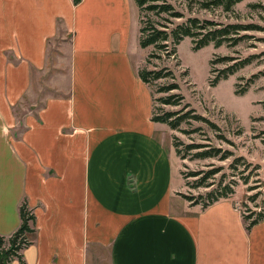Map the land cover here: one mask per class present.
<instances>
[{
  "label": "crops",
  "instance_id": "crops-1",
  "mask_svg": "<svg viewBox=\"0 0 264 264\" xmlns=\"http://www.w3.org/2000/svg\"><path fill=\"white\" fill-rule=\"evenodd\" d=\"M139 27L134 0H0V235L26 201V264H264V219L172 186Z\"/></svg>",
  "mask_w": 264,
  "mask_h": 264
},
{
  "label": "rangeland",
  "instance_id": "rangeland-1",
  "mask_svg": "<svg viewBox=\"0 0 264 264\" xmlns=\"http://www.w3.org/2000/svg\"><path fill=\"white\" fill-rule=\"evenodd\" d=\"M169 1L183 12L184 18L171 19L163 14L166 21L152 15L168 26L171 21L178 23L189 16L210 20L217 27L229 23L256 26L232 34L236 37L233 44L219 47L209 44L197 51L192 50L191 38L184 37L176 46V54L168 57L148 47L140 52L142 63L138 70L166 67L174 74V79H151L147 84L154 114L171 111L182 115L194 109L202 116L196 119L189 113L175 130L166 124V143L174 147V142L179 141L180 155L184 156L176 154L179 174L173 177L172 186L178 187L181 177L180 194L193 197L202 206L210 190L228 185L233 190L229 197L242 214L259 212L264 209V0H242L229 12L221 7L200 8L188 0ZM258 3L262 6H250ZM141 16L146 20L145 13ZM223 56H231L233 60L221 61ZM245 58L250 62L215 86L209 84L223 68ZM57 60L58 54L54 53L52 62ZM173 82L178 84V89L158 91ZM236 90L242 93L236 94ZM180 95L182 99L177 101ZM168 96L177 103H162V98ZM189 144L195 147L185 149ZM205 150L217 154L206 158L196 156ZM106 262L105 258L103 264Z\"/></svg>",
  "mask_w": 264,
  "mask_h": 264
},
{
  "label": "trees",
  "instance_id": "trees-1",
  "mask_svg": "<svg viewBox=\"0 0 264 264\" xmlns=\"http://www.w3.org/2000/svg\"><path fill=\"white\" fill-rule=\"evenodd\" d=\"M81 0H72L74 5L80 3ZM242 0H188V2H196L200 8L209 9L213 7H221L222 10L229 12L233 10L236 3ZM139 10V45L141 48L153 47V49L164 56H171L176 54V46L184 37H190L192 42V50L197 51L200 48L212 44L214 47H219L224 43L233 44L236 41V37L231 36L234 33H238L242 30L255 29V25L251 24H237L229 23L221 25L219 27L210 20L199 19L198 17H186L184 20L178 23L169 22L171 26L162 24L153 18L152 15L159 17L162 20L167 18L164 15L169 16L171 19L184 18L183 12L177 10L169 0H134ZM251 7L262 6V4H250ZM142 13L146 14V20H143ZM216 27H215V26ZM204 31V32H203ZM153 55L150 53L148 56ZM147 60V59H146ZM233 60L231 56H223L221 61ZM250 62L249 58L243 59L238 64L234 63L230 66L223 68L219 74L209 80L211 86H215L219 80L228 78L233 74L236 69L242 67ZM140 79L148 84L149 81L157 80L162 77H170L174 79V74L171 70L164 67L160 70H148L141 68L138 70ZM176 82L170 83L167 86H163L158 91H168L171 89H178ZM242 90H236V94H241ZM180 101L182 96H178ZM162 103L170 104L177 103L171 101V96L162 98ZM189 104H186L188 107ZM196 119H202V116L195 113L194 109L188 110V112L178 115V112L166 111L159 114L153 113L151 120L155 122H161L167 124L171 129H178L181 122L189 115ZM174 148L177 155H180L181 148L180 142H174ZM195 146L187 145L185 149H191ZM217 153L213 151L197 152L198 158L212 157ZM233 192L232 188L228 185L210 190L207 193V201L202 204V208L207 207L214 201L220 198H226ZM184 199L190 201L192 204H197L191 196H185L180 194ZM242 217L246 223L245 227L249 230L253 225L257 224L264 219V209L259 212H252L251 215H244ZM19 218L20 223L18 228L8 236L0 235V264H11V262L17 259L20 264H26L23 259L22 251L28 245L31 244L35 235V216L26 203L23 201L19 206Z\"/></svg>",
  "mask_w": 264,
  "mask_h": 264
}]
</instances>
